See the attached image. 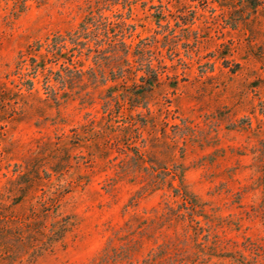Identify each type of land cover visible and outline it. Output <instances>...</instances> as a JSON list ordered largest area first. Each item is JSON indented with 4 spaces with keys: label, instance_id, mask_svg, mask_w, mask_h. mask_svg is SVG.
I'll return each mask as SVG.
<instances>
[{
    "label": "rangeland",
    "instance_id": "374dc122",
    "mask_svg": "<svg viewBox=\"0 0 264 264\" xmlns=\"http://www.w3.org/2000/svg\"><path fill=\"white\" fill-rule=\"evenodd\" d=\"M0 264H264V0H0Z\"/></svg>",
    "mask_w": 264,
    "mask_h": 264
},
{
    "label": "trees",
    "instance_id": "16d2710c",
    "mask_svg": "<svg viewBox=\"0 0 264 264\" xmlns=\"http://www.w3.org/2000/svg\"><path fill=\"white\" fill-rule=\"evenodd\" d=\"M99 23V17L92 16L81 25L80 30L67 35L55 36L53 39H51V41L47 40V42L42 44L41 47L45 48L48 54L53 55V57L56 59L60 58V60L67 59L66 55L63 53L69 50V45L73 46L76 50H78L79 54L81 55L84 54V51H87L89 54H93V60L95 62L96 67L91 68V71L93 73L94 79L98 78L97 74L99 73V71L103 72L104 69L106 70L108 68L112 69V74H115L114 79H119V77L116 76V73H122V77L120 78L125 80L126 73L128 71H125L124 66L117 63L120 61V58L122 56L120 44L112 43L111 41H108L107 43L103 40H100V37L96 36L99 31L101 32ZM84 39H87L88 41L92 42L94 46L91 47L88 45L87 48H82V46H85L82 43V40ZM67 61L69 63L66 62L62 65L66 70L76 75H83V70L78 69L73 61L68 59ZM116 63L118 65H116ZM139 71L144 73V76L140 77V80L147 81V85L150 86V78L152 79V74H154V69L152 65L150 63L147 65L142 64ZM107 79L108 77H106V80ZM62 81L66 82L65 79H63Z\"/></svg>",
    "mask_w": 264,
    "mask_h": 264
}]
</instances>
